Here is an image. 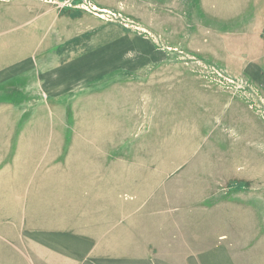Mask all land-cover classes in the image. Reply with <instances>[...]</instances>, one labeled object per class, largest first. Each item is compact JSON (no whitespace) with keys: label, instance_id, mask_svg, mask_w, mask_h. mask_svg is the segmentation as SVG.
<instances>
[{"label":"rangeland","instance_id":"374dc122","mask_svg":"<svg viewBox=\"0 0 264 264\" xmlns=\"http://www.w3.org/2000/svg\"><path fill=\"white\" fill-rule=\"evenodd\" d=\"M13 1L22 20L82 16L79 32L94 28V39L113 45L108 57L115 67L122 68L125 34L179 54L162 58L158 66L148 63L131 74L116 69L82 89L65 90L51 107V125L58 128L53 137L43 135L44 111L34 112L46 96L26 87L35 83L32 79L0 86V264H60L108 233L120 248L128 234L123 224H130L137 240L140 229L153 235L165 220L187 224L190 217L181 216L187 208L264 209V73L229 71L214 58L181 53L183 42L173 48L155 41L154 31L138 23L137 2L130 10L121 2L102 8L92 0H0V14ZM106 1L111 0L98 3ZM135 43L128 57L132 66L143 57ZM263 43L261 56H243L242 63L252 59L264 67ZM192 44L203 47L202 40ZM228 97L238 99V116L224 120L218 102ZM80 111L83 118L77 120ZM246 139L256 150L243 145ZM49 144L62 150L38 152ZM192 148L196 152H189ZM143 251L151 258L160 257L157 251L163 257L178 255L154 246Z\"/></svg>","mask_w":264,"mask_h":264},{"label":"crops","instance_id":"0c3cea01","mask_svg":"<svg viewBox=\"0 0 264 264\" xmlns=\"http://www.w3.org/2000/svg\"><path fill=\"white\" fill-rule=\"evenodd\" d=\"M92 1L102 8H114L119 6L116 3L121 2L122 8L130 10H135V5L130 3L137 2V9L140 11L135 16L138 17V23L145 30L154 31L155 41L168 43L173 48L178 42H183L186 44V51L182 50L181 53L188 56L201 55L203 60L214 58L212 61L216 66L229 71L264 73V67L256 65L258 63H254L252 59L246 64L242 63L243 56H261L259 42L264 40V0H111L101 5L98 0ZM15 4L13 1L4 5L7 10L0 14V86L8 81H20L19 79H32L35 82L26 87H37L46 96L40 103L42 107L34 112L44 111L42 117L46 125L42 129L46 132L43 135L47 137L57 136L55 132L58 128L51 125V107L65 96V90L82 89L116 69L131 74L134 70L147 67L148 63L158 66L162 58L176 57L179 54L174 52L175 49L155 48L149 38L136 41L130 34H125L122 38L125 39L126 46L122 68L115 67L116 64L108 57L112 55L113 45L108 47L106 39L105 42L94 39L92 33L98 32L94 28L79 32V24L82 25L84 19L82 16L69 19L43 16L40 20L33 15L22 20L13 6ZM37 21H42L43 27H38ZM67 22H73L77 27L70 29ZM95 36L99 37L98 34ZM196 40H202L201 49L194 48L192 43ZM132 42H136L137 46L133 48L137 49L138 56H143L133 66L131 60H128L131 57ZM214 42L219 44L213 46ZM199 50L201 53H198ZM100 55H106L104 63L99 62ZM78 100V104H83V98ZM218 103L222 106V119L225 120V116H238L237 98L228 97L225 101L220 98ZM83 114L80 111L77 120H81ZM33 116L31 118L36 121L43 120ZM58 135H61L60 132ZM21 136L26 137L27 134L23 132ZM243 145H249L255 150L257 147L255 142L248 139ZM37 150L48 154L57 150L60 152L62 147L49 144ZM91 152H98V147ZM189 152H196V148ZM153 167L157 168L156 164ZM161 212L162 210H158L155 213L161 216ZM183 213L185 214L181 216L190 217L187 224L179 226L177 221L171 220V224L166 225L165 220L164 225H161L163 230L160 231L157 226L153 235L140 229L137 240H132L130 224H123V232L126 229L128 234L121 239L120 248L113 236L103 234L96 237L87 252L67 254L60 259L63 260L60 264H146L147 261L150 264H264V228L258 229L259 226H264V209L257 211L240 206L234 210L187 208ZM176 216H180L179 212H176ZM228 217L233 219H227ZM144 228L147 229L146 226ZM168 233L172 235H161ZM152 241L155 242L154 245ZM153 246L155 249H172L178 255L163 257L161 251H157L156 255L159 254L160 257L151 258L143 250ZM179 250H183L180 255ZM32 260L36 262L35 259ZM45 264L48 263L45 261Z\"/></svg>","mask_w":264,"mask_h":264}]
</instances>
